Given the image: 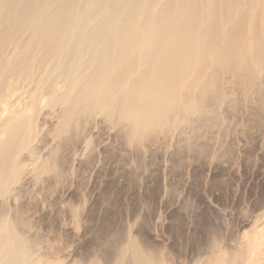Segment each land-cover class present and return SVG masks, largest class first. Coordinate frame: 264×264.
Returning a JSON list of instances; mask_svg holds the SVG:
<instances>
[{"label":"bare ground","instance_id":"1","mask_svg":"<svg viewBox=\"0 0 264 264\" xmlns=\"http://www.w3.org/2000/svg\"><path fill=\"white\" fill-rule=\"evenodd\" d=\"M89 1L0 0V264H37L6 206L23 189L34 97L66 103L58 135L98 113L126 125L128 142L141 145L177 120L209 116L224 102L225 73L250 90L264 71V0H98L84 21ZM57 153L38 175L54 168ZM259 236L243 242L248 264H264ZM121 246L114 261L71 264H167L137 238ZM236 261L213 241L201 264Z\"/></svg>","mask_w":264,"mask_h":264},{"label":"rangeland","instance_id":"2","mask_svg":"<svg viewBox=\"0 0 264 264\" xmlns=\"http://www.w3.org/2000/svg\"><path fill=\"white\" fill-rule=\"evenodd\" d=\"M97 1L82 20L94 17ZM222 79L224 102L209 116L177 120L141 145L98 113L58 135L66 103L34 97L23 189L6 202L29 261H114L137 238L167 264H201L213 241L248 264L243 242L253 232L264 239V71L250 90L230 74ZM56 147L54 168L38 175Z\"/></svg>","mask_w":264,"mask_h":264}]
</instances>
